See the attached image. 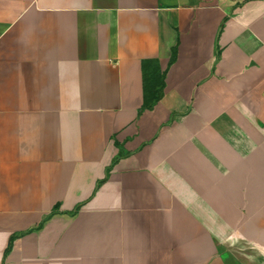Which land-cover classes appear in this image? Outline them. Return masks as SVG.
Returning <instances> with one entry per match:
<instances>
[{"label":"crops","instance_id":"0c3cea01","mask_svg":"<svg viewBox=\"0 0 264 264\" xmlns=\"http://www.w3.org/2000/svg\"><path fill=\"white\" fill-rule=\"evenodd\" d=\"M0 264H264V0H0Z\"/></svg>","mask_w":264,"mask_h":264}]
</instances>
